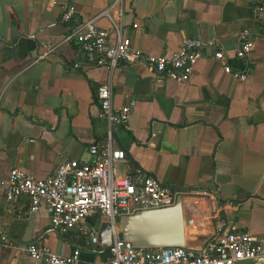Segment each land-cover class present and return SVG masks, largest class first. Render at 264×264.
Wrapping results in <instances>:
<instances>
[{
    "label": "crops",
    "instance_id": "1",
    "mask_svg": "<svg viewBox=\"0 0 264 264\" xmlns=\"http://www.w3.org/2000/svg\"><path fill=\"white\" fill-rule=\"evenodd\" d=\"M114 0H0V234L16 244H44L65 254L68 242L51 229L43 208L28 218L24 197L9 210L4 199L11 167L34 178L53 175L59 161H91L87 147L104 136L98 117L96 86H111V101L136 104L114 146L125 154L115 165L119 175L150 174L178 190L185 217L215 232L264 230V0H121L125 36L144 53L175 52L183 39L213 40L233 67L236 35L248 30L252 50L243 81L223 73L212 50L196 61L190 79H158L138 64L111 71L77 58L73 43L63 42L67 24L59 6L69 3L84 20ZM260 7L261 10H257ZM95 25L109 29L103 16ZM42 53L43 58L37 59ZM240 64V65H239ZM76 238L78 236L74 235ZM75 248V247H74ZM82 263L96 262L80 249ZM0 264H35L14 249L0 246ZM237 264H250L241 261Z\"/></svg>",
    "mask_w": 264,
    "mask_h": 264
},
{
    "label": "built area",
    "instance_id": "2",
    "mask_svg": "<svg viewBox=\"0 0 264 264\" xmlns=\"http://www.w3.org/2000/svg\"><path fill=\"white\" fill-rule=\"evenodd\" d=\"M98 16L109 20V29L95 25ZM123 17L121 0H114L90 20L79 18L71 4H61L59 20L67 24L62 41L73 43L77 53L71 67L78 68L82 61L85 65L111 71L118 65L138 63L150 68L158 79L185 83L190 79L196 61L204 58L205 50L210 49L211 59L220 63L224 74L239 81L246 77V59L252 50L251 37L246 29L236 35L233 57L242 63L243 68L239 69L229 64V57L215 48L213 40L198 37L183 39L180 47L171 54L153 56L144 53L133 47L125 36ZM45 55L42 53L35 61ZM96 87L97 115L106 120L107 126L104 136L86 149L91 161L63 159L56 165L53 175L46 178H34L16 166L11 167L4 189L6 208L16 209L15 199L24 197L27 207L16 210L18 219L28 218L43 208L51 229L58 236L76 235L82 238L84 246H90L87 250L93 252L99 250V228L107 223L110 243L104 258L86 264H237L241 261L264 264V230L257 237L247 231L221 232L222 222L217 224L215 232L198 252L178 246L162 249L135 247L120 238L117 228L121 217L140 210L165 209L174 203L180 192L163 186L140 170L117 173L115 165L126 159L113 140L116 133L127 126L136 101L131 98L121 107H114L111 86L100 83ZM0 246L24 254L35 264H84L76 247L63 255L56 254L44 244H16L4 233L0 234Z\"/></svg>",
    "mask_w": 264,
    "mask_h": 264
},
{
    "label": "water",
    "instance_id": "3",
    "mask_svg": "<svg viewBox=\"0 0 264 264\" xmlns=\"http://www.w3.org/2000/svg\"><path fill=\"white\" fill-rule=\"evenodd\" d=\"M118 222L117 231L120 238L132 246L142 248L162 249L178 246L198 252L213 234L211 226L204 227L200 224L192 226V222L185 217L180 196L165 209L136 211L132 215L121 217ZM109 228L107 223H103L99 228L97 237L99 250L94 251L96 255L106 252V247L110 243ZM74 247L85 250L83 246L77 244Z\"/></svg>",
    "mask_w": 264,
    "mask_h": 264
},
{
    "label": "trees",
    "instance_id": "4",
    "mask_svg": "<svg viewBox=\"0 0 264 264\" xmlns=\"http://www.w3.org/2000/svg\"><path fill=\"white\" fill-rule=\"evenodd\" d=\"M240 65V64H239ZM234 68H236V67H234ZM64 240H66V241H68V242H73V241H75L76 242V244L77 245H80V246H83V248H84V242H83V240H82V238H80V237H75L73 234H67V235H65L64 237H62ZM73 248V247H72ZM71 248V249H72ZM97 257H98V260H97V262H99V261H101L103 258H104V254H99V255H97Z\"/></svg>",
    "mask_w": 264,
    "mask_h": 264
},
{
    "label": "rangeland",
    "instance_id": "5",
    "mask_svg": "<svg viewBox=\"0 0 264 264\" xmlns=\"http://www.w3.org/2000/svg\"><path fill=\"white\" fill-rule=\"evenodd\" d=\"M89 247H90V246H87V247H86V246H84V248H85V249H87V248H89ZM91 249H92V250H95L94 248H91Z\"/></svg>",
    "mask_w": 264,
    "mask_h": 264
}]
</instances>
